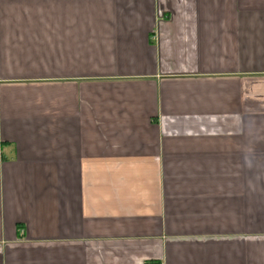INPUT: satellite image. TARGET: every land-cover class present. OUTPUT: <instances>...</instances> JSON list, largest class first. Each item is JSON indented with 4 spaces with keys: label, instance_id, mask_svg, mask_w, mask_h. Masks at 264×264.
Returning <instances> with one entry per match:
<instances>
[{
    "label": "crops",
    "instance_id": "crops-1",
    "mask_svg": "<svg viewBox=\"0 0 264 264\" xmlns=\"http://www.w3.org/2000/svg\"><path fill=\"white\" fill-rule=\"evenodd\" d=\"M0 264H264V0H0Z\"/></svg>",
    "mask_w": 264,
    "mask_h": 264
}]
</instances>
